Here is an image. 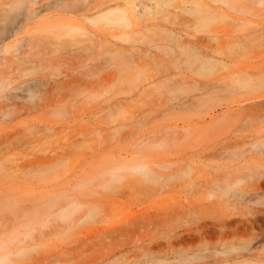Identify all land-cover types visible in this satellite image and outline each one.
Segmentation results:
<instances>
[{"label":"rangeland","instance_id":"rangeland-1","mask_svg":"<svg viewBox=\"0 0 264 264\" xmlns=\"http://www.w3.org/2000/svg\"><path fill=\"white\" fill-rule=\"evenodd\" d=\"M0 264H264V0H0Z\"/></svg>","mask_w":264,"mask_h":264},{"label":"bare ground","instance_id":"bare-ground-1","mask_svg":"<svg viewBox=\"0 0 264 264\" xmlns=\"http://www.w3.org/2000/svg\"><path fill=\"white\" fill-rule=\"evenodd\" d=\"M230 77H225V78H222V79H220L222 82H225V80L226 79H229ZM227 85H229V83H227ZM216 85H215V83H213L212 85H211V88H216L215 87ZM29 91H32V89H28ZM44 108V106L43 107H40V109H43ZM28 111V110H27Z\"/></svg>","mask_w":264,"mask_h":264}]
</instances>
